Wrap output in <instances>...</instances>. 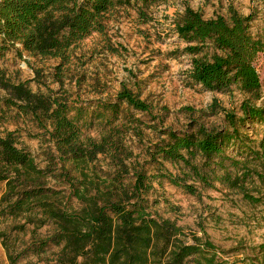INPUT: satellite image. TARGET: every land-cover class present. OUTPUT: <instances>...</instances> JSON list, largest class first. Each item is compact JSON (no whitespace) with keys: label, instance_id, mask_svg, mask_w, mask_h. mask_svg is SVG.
<instances>
[{"label":"trees","instance_id":"obj_1","mask_svg":"<svg viewBox=\"0 0 264 264\" xmlns=\"http://www.w3.org/2000/svg\"><path fill=\"white\" fill-rule=\"evenodd\" d=\"M131 0H129L130 2ZM143 4L167 0H134ZM119 0H0V56L20 44L24 51L41 58L69 59L70 53L93 32H103L107 14L120 5ZM250 16L233 7L228 16L205 18L200 11L187 7L176 24L178 36L187 44L184 52L192 55L188 71L190 84H199L210 91H226L236 85L253 99H261V80L254 65L264 53V35L250 32ZM0 87L10 91L6 103L31 116L53 144L50 160L40 167L35 157L17 145L13 132L0 131V182L5 190L0 199V217L17 222V228L30 237L20 250L14 251L5 231L2 243L12 264L32 256L50 252L55 264H183L188 258L203 255L198 244L179 239L181 228L169 219L159 220L149 211L147 195L152 188L144 168L134 167L130 182L122 174L129 173L121 159L116 137L121 128L113 125L120 112V103L140 112L151 106L124 87L115 103H103L108 130L101 140L83 137L80 121L84 112L72 115L66 102L47 101L27 87L13 84L0 69ZM242 116L227 113L228 127L209 130L198 126L193 133L164 131L167 140L157 144L153 161H169L183 165V176L161 171L158 176L190 193L197 191L188 178L211 185L219 180L238 186L250 176L247 159L227 155L230 148L246 153V137L241 128L247 123L264 122V101L258 105L245 99ZM110 113L113 118H108ZM99 154L108 155L118 170L105 177H91L88 172ZM257 158L264 159L262 151ZM242 171L233 175L227 167ZM60 171L56 173L55 166ZM217 169L223 170L217 173ZM76 172L77 175H72ZM264 180V175L252 171ZM243 187V185H242ZM244 188V187H243ZM255 203L259 200L245 194ZM75 199L80 206L74 207ZM23 220V222H20ZM27 225H33L26 230ZM47 227L44 234L38 229ZM213 248L212 243H206ZM202 264V262L200 263Z\"/></svg>","mask_w":264,"mask_h":264},{"label":"rangeland","instance_id":"obj_2","mask_svg":"<svg viewBox=\"0 0 264 264\" xmlns=\"http://www.w3.org/2000/svg\"><path fill=\"white\" fill-rule=\"evenodd\" d=\"M122 3L106 16L103 32H93L73 48L67 61L41 58L24 51L20 44L10 47L0 56V69L13 84L25 83L33 92L44 95L47 101L66 102L72 115L84 112L80 121L83 137L99 141L108 130L103 103L118 102L124 88L146 101L151 109L140 112L120 103V112L113 125L121 128L116 137L121 159L129 173H122L130 182L134 167L144 168L150 176L152 188L148 195L149 211L159 219H169L181 228L179 239L186 244H198L203 255L188 258L183 264H264V159L256 152L264 145V122H250L241 128L246 137V153L230 148L227 155L247 159L250 176L230 186L219 180L204 185L188 178L197 191L190 193L170 183L158 174L170 171L183 176L188 171L181 164L152 160L156 145L167 140L164 131L193 133L198 126L209 130L228 127L227 113L242 116L241 105L251 99L260 105L264 101V53L254 65L261 80V99L255 100L236 85L226 91H210L199 84H190L188 71L192 55L185 53L186 43L178 36L176 24L187 7L200 11L205 18L228 16L233 7L240 14L250 16V32L264 35V0H167L143 4L134 0ZM10 91L0 87V131L13 132L17 145L29 151L40 167H46L50 152L55 151L48 136L31 116L22 114L14 105L6 103ZM108 118L113 116L108 113ZM227 167L234 176L242 171ZM55 166L56 173L60 171ZM108 155L99 154L88 169L91 177H105L118 170ZM217 173L223 170L217 169ZM72 175H77L72 172ZM243 185V187H242ZM5 183L0 182V199ZM245 194L257 198L251 202ZM72 204H80L73 199ZM17 222L0 217V232L5 231L14 251L20 250L30 234H23ZM23 222V220H20ZM33 225H27L26 230ZM47 227L38 229L44 234ZM210 242L213 248H207ZM50 252L22 259L16 264H55ZM0 264H12L0 237Z\"/></svg>","mask_w":264,"mask_h":264}]
</instances>
